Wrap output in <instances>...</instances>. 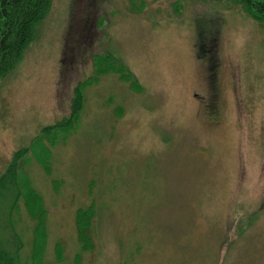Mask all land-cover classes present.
<instances>
[{
    "label": "rangeland",
    "instance_id": "rangeland-1",
    "mask_svg": "<svg viewBox=\"0 0 264 264\" xmlns=\"http://www.w3.org/2000/svg\"><path fill=\"white\" fill-rule=\"evenodd\" d=\"M225 3L52 0L0 83V175L27 149L43 264H264V27ZM79 89L47 171L38 136ZM91 204L84 249L76 214ZM18 207L20 263L38 264Z\"/></svg>",
    "mask_w": 264,
    "mask_h": 264
},
{
    "label": "trees",
    "instance_id": "trees-1",
    "mask_svg": "<svg viewBox=\"0 0 264 264\" xmlns=\"http://www.w3.org/2000/svg\"><path fill=\"white\" fill-rule=\"evenodd\" d=\"M51 2L52 0H0V83L13 70L23 50L33 40L35 27L47 15ZM225 4L229 9L243 10L260 27H264V0H226ZM119 66H121L120 70L125 71V79L135 82L133 74L122 64ZM103 71L108 69L97 72ZM82 98V89L76 90L70 113L64 115L55 124L44 127L42 134L38 136L39 139L35 145L45 152L46 156L40 157V163L47 171H49L47 145H54L59 138H65L75 128L82 108ZM26 152L27 149L16 151L11 163L0 175V222L2 221L0 223V264H21L20 250L23 241L15 229L13 217L18 212V202L21 197L25 200L28 216L36 220L33 259L36 263L43 264L41 255L45 242L46 210L42 197L31 187L29 178L21 171L20 159ZM94 216L92 204L86 209H79L76 214L78 238L84 249L92 247L90 228Z\"/></svg>",
    "mask_w": 264,
    "mask_h": 264
},
{
    "label": "flooded vegetation",
    "instance_id": "flooded-vegetation-1",
    "mask_svg": "<svg viewBox=\"0 0 264 264\" xmlns=\"http://www.w3.org/2000/svg\"><path fill=\"white\" fill-rule=\"evenodd\" d=\"M215 46V44H213V48H212V53H211V55L213 56V58H215V56L217 55V47H214ZM215 88L213 87V90H214ZM215 95L216 96H218V93H216L215 92ZM218 107V106H217ZM217 107L216 108H214V110H216L217 109Z\"/></svg>",
    "mask_w": 264,
    "mask_h": 264
}]
</instances>
